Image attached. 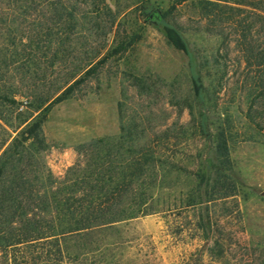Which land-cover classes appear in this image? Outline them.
I'll list each match as a JSON object with an SVG mask.
<instances>
[{
	"label": "rangeland",
	"instance_id": "1",
	"mask_svg": "<svg viewBox=\"0 0 264 264\" xmlns=\"http://www.w3.org/2000/svg\"><path fill=\"white\" fill-rule=\"evenodd\" d=\"M167 10L164 21L189 55L148 17ZM221 11L231 13L221 8L212 22L198 0H0V155L42 121L46 147L33 162L44 178L64 180L91 162L93 141L117 150L125 132L123 158L131 147L151 164L133 192L151 197L145 215L68 240L63 264H264V131L247 116L257 70ZM21 100L25 108L13 113L11 102ZM219 132L231 161L220 174L236 185L230 195L207 182L216 176ZM32 254L7 263L0 250V264H31Z\"/></svg>",
	"mask_w": 264,
	"mask_h": 264
},
{
	"label": "trees",
	"instance_id": "2",
	"mask_svg": "<svg viewBox=\"0 0 264 264\" xmlns=\"http://www.w3.org/2000/svg\"><path fill=\"white\" fill-rule=\"evenodd\" d=\"M198 6L203 16L212 22L221 8L231 12L221 11L226 15L224 20L238 28V44L246 66L257 70L259 90L251 98L247 116L264 131V0H198ZM171 10L162 14L154 12L148 17L154 14L168 43L189 55L184 37L175 26L164 21ZM192 86L194 97L202 101L204 88L196 74L192 75ZM19 102H11L13 113H16L13 106ZM41 123L34 122L0 155V250L7 263L9 260L16 263L18 255L35 252L36 259H32L31 264L38 259L63 264L68 254V240L85 239L116 223L145 215L143 209L151 198L133 193L135 186H141L138 182L151 164L146 160L139 162L135 158L139 151L131 147L126 152L133 155L123 158L122 146L132 136L129 132L122 134L115 151L105 145L106 139L91 142L85 150V157L87 160L91 157V162L71 168V175L64 180H52L48 175L44 178L33 162L46 147L41 137ZM199 129L204 137L210 136L204 114H201ZM215 139L216 176L211 180L207 178V182H212V190L221 186L226 189L224 195H230L236 185L228 175L220 174L231 170L227 139L223 132ZM27 141L30 142L25 144ZM205 171L208 173L209 169Z\"/></svg>",
	"mask_w": 264,
	"mask_h": 264
},
{
	"label": "built area",
	"instance_id": "3",
	"mask_svg": "<svg viewBox=\"0 0 264 264\" xmlns=\"http://www.w3.org/2000/svg\"><path fill=\"white\" fill-rule=\"evenodd\" d=\"M26 104H27L26 100H21V102H19L13 106V111L16 113L22 112L23 109L25 108Z\"/></svg>",
	"mask_w": 264,
	"mask_h": 264
}]
</instances>
